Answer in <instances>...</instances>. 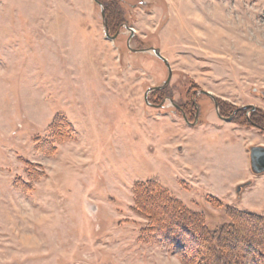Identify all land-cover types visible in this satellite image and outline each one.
<instances>
[{
	"label": "rangeland",
	"instance_id": "rangeland-1",
	"mask_svg": "<svg viewBox=\"0 0 264 264\" xmlns=\"http://www.w3.org/2000/svg\"><path fill=\"white\" fill-rule=\"evenodd\" d=\"M97 1L0 0V264H264V0Z\"/></svg>",
	"mask_w": 264,
	"mask_h": 264
},
{
	"label": "flooded vegetation",
	"instance_id": "flooded-vegetation-1",
	"mask_svg": "<svg viewBox=\"0 0 264 264\" xmlns=\"http://www.w3.org/2000/svg\"><path fill=\"white\" fill-rule=\"evenodd\" d=\"M189 100H190L193 108H190L189 106H187L184 103L183 105H181V104L176 105V111H177V113L181 114L183 120L187 124L193 126L195 124L194 122H196L198 119L197 105L195 107V104H197L196 100H195V91L190 95ZM216 104H217V107H215V109H217L216 115H217L219 120H221L223 122L235 121V117L237 116L239 111L236 112L233 109H231L230 111H226V110H224L225 108H224L223 103H219L216 101ZM213 105H214V101H213ZM196 108H197V111H196ZM253 111H255V110H253ZM250 122H251V125L253 126V128L257 129V131H261L264 133V127H261L258 122H256V121H250ZM256 146H263L264 147V144H257Z\"/></svg>",
	"mask_w": 264,
	"mask_h": 264
},
{
	"label": "water",
	"instance_id": "water-1",
	"mask_svg": "<svg viewBox=\"0 0 264 264\" xmlns=\"http://www.w3.org/2000/svg\"><path fill=\"white\" fill-rule=\"evenodd\" d=\"M93 1H95L98 5H100V7H102L101 4L97 0H93ZM102 17H103V12H102ZM104 27H105V25H104ZM105 37L109 38L108 32L106 30H105ZM144 51L145 50H143V52ZM150 51H152L153 54L157 58L162 60V62L164 63V65L168 69V78H167V81L165 83V84H167L169 82V80H170V77H171V69H170V66H169L168 62L166 61V59H164L161 56L159 51H157L156 49L150 48ZM162 88H163V86H158V87H155L152 90H161ZM199 94H203V95H206V96L210 97L214 101L215 107H217L216 101H215L213 95H211V93L206 92V91H199ZM195 107H196V104H195ZM244 108H246V107H244ZM196 111H197V108H196ZM248 153H249V162H250L249 164H250L251 172L255 176L264 174V147L263 146H252V147L249 148ZM238 190H239V188H238Z\"/></svg>",
	"mask_w": 264,
	"mask_h": 264
},
{
	"label": "trees",
	"instance_id": "trees-1",
	"mask_svg": "<svg viewBox=\"0 0 264 264\" xmlns=\"http://www.w3.org/2000/svg\"><path fill=\"white\" fill-rule=\"evenodd\" d=\"M157 193V192H156ZM151 194V193H150ZM169 197H167V196H164V199H168ZM168 202H171L169 199H168ZM172 203V202H171ZM235 212V211H234ZM147 215V214H146ZM149 216H150V214H148ZM243 215V214H242ZM243 216H245V217H249V216H247L246 214L245 215H243ZM146 217V216H145ZM148 218V220H150V221H152V218H151V216L150 217H147ZM199 219V218H198ZM249 219H250V217H249ZM260 220H263L264 221V219H260ZM199 221H200V219H199ZM153 222V221H152ZM222 229L223 228H221L220 230H219V232H221L222 231ZM204 230V229H203ZM205 231V230H204ZM205 233L207 234V236H208V239H210V241H211V246H212V249H213V252L216 254V250H217V248L219 249V247L218 246H216V244H218V237H216L214 234H212L211 232H208L207 230L205 231Z\"/></svg>",
	"mask_w": 264,
	"mask_h": 264
}]
</instances>
